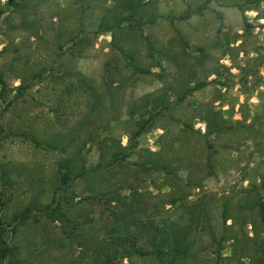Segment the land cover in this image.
<instances>
[{
  "label": "rangeland",
  "instance_id": "obj_1",
  "mask_svg": "<svg viewBox=\"0 0 264 264\" xmlns=\"http://www.w3.org/2000/svg\"><path fill=\"white\" fill-rule=\"evenodd\" d=\"M206 1L156 0L162 15L145 33L158 50L174 56L173 62L162 60L163 79L150 59L146 73H134L112 36L93 32L112 0L37 1L24 13L0 19V192L6 203L0 217L5 241L17 246L14 264H69L83 255L80 244L64 239L66 223L48 221L40 210L60 186L57 202L73 208L77 220L86 222L83 230L98 240H109L105 224L112 210H124L132 195L139 200L134 220L161 226L173 220L186 225L197 202L205 203L221 244L199 226L192 255L181 264H251L246 252L264 259V2L244 15L235 6L242 0ZM24 18L29 27L22 25ZM81 28L92 41L74 45ZM142 39L127 31L117 35L147 56ZM78 72L95 94L80 88ZM198 82L206 83L169 118H158L131 156L62 184L61 157L75 155L89 169L108 153L101 141L113 149L132 144L143 111L132 116L128 110L141 96L166 86L178 89L176 98ZM27 83L29 88L18 89ZM204 118L221 128L209 134ZM158 162H169L172 171L157 170ZM115 190L120 201L111 203ZM172 197L178 199L174 205ZM28 204L38 219L19 225L16 212ZM137 246L144 247L145 239ZM121 264L161 263L134 254Z\"/></svg>",
  "mask_w": 264,
  "mask_h": 264
},
{
  "label": "trees",
  "instance_id": "obj_2",
  "mask_svg": "<svg viewBox=\"0 0 264 264\" xmlns=\"http://www.w3.org/2000/svg\"><path fill=\"white\" fill-rule=\"evenodd\" d=\"M37 1L41 3L44 0H7L3 4L0 3V19L6 18L5 15L7 14L24 13L29 5ZM263 2L264 0H242L236 2L235 6L245 15L247 10L257 9ZM206 3L198 8L197 13L203 12L207 6ZM157 5L158 3L156 0H112L111 4L107 6L104 13L101 15L98 27L93 32L95 34L111 32L113 35L112 45L119 50L121 56L125 58L126 64L134 73H146L147 70H144L145 68L140 64L141 57L137 50L131 46L122 45L117 40V34L122 31H127L128 33H134L135 36L137 35L145 38L147 56L152 60L154 66L161 68V71L155 72V75H157L159 79H163V72L166 71V67L162 64V60H170L173 62L175 61L174 56H171L170 52L167 50H158L149 37L144 35V27L147 24L154 23L161 15L156 12ZM188 16L189 14L182 18H187ZM27 21V19H23L22 25L24 27H29ZM245 24L246 31L249 32L252 26L248 21H246ZM82 32H85V29H80V32L75 38L74 45H77L78 42L85 41V37L87 36H83L81 34ZM76 76L80 78V88L84 91L92 90L94 93V87L87 82V76L81 72H78ZM0 80L4 83L2 75H0ZM205 83L206 82H198L195 86L187 88L185 93L181 94L175 102L172 100V88L169 89L166 86H162L158 91H152L141 96L128 110L129 114L132 116L135 115L138 110L143 111L142 120L138 128L132 134V144L130 146H123L120 142L118 143V147L113 149L106 141H101V145H104L102 149L108 151V155L103 152L100 161L89 169L86 168L85 164L80 161V158L78 159L75 155L61 157L59 166L62 172V184L69 183L70 179L89 175L94 176L102 168L110 167L111 164L120 162L122 159L131 156L134 148L139 144V137L157 127L158 124L156 120L158 118H169L172 115V110L176 108L177 104H179L191 91L204 86ZM29 87L30 84L27 83L19 86L18 89L22 90ZM94 107L96 109V104ZM97 107V109L100 110L101 104ZM204 120L207 123L209 134L221 128V126L214 127L208 118H204ZM213 120V122H216L215 119ZM65 149L66 145L63 146V151ZM149 151L153 155L159 154V152L156 151ZM105 159H110V161L105 162ZM159 162L155 164L157 170L172 171V164L169 162H162V164H160ZM145 165L148 166L149 163L145 162ZM61 187L62 186L56 190L52 202L46 204L40 210L48 221H62L66 223V227L62 230L64 239L68 240L70 245L78 243L83 247V255L80 258L70 260L69 264H79L81 261L82 264H84L89 259L92 264H121L122 261L134 254H139L141 256L153 255L161 264H181L192 255L193 247L196 243V237L192 235L195 228L202 226L209 230L214 240H217L214 228L211 224V216L205 203H194L195 209L189 212L190 222L186 225L173 220V222L168 225L161 226L146 224L145 222L138 223L134 220L135 214L139 208V200L137 199L138 202L136 201L135 195H132L129 201L124 202L125 208L121 212L112 210L113 219L105 224V229L109 234V240H107V238L98 240L95 234H89L86 232L87 230H83L86 222L77 220L76 212L73 208L67 210L62 207L60 202H57L56 197L60 194ZM116 193L117 191L115 190V193L110 198L111 203L115 200L120 201L119 195ZM135 193L141 195L142 192L140 188H137ZM1 199L0 192V211L5 210L6 207V203ZM170 201L171 205H174L177 203L178 199L172 197ZM76 211L78 212L79 210L76 209ZM260 212L261 218L264 220L263 202L260 204ZM33 218L38 219L34 213V207L28 204L16 212L14 219H18L19 225H23ZM225 218L228 219L229 217L225 216ZM5 231L6 226H4L0 217V264H14L16 258L13 257V255H15L17 246H11L5 241ZM139 238L145 239L144 247L137 246V240ZM217 242L219 245L221 244V240H217ZM251 242H253L251 244L252 246L259 243L257 239L253 237L251 238ZM10 255L13 258L7 262L6 259ZM244 255L250 257L251 264H264L263 255L254 257V255L248 252ZM76 259H80L78 263Z\"/></svg>",
  "mask_w": 264,
  "mask_h": 264
},
{
  "label": "crops",
  "instance_id": "obj_3",
  "mask_svg": "<svg viewBox=\"0 0 264 264\" xmlns=\"http://www.w3.org/2000/svg\"><path fill=\"white\" fill-rule=\"evenodd\" d=\"M202 13H203V12H201V13H199V14H202ZM161 15H162V14H161ZM189 16H190V15H189ZM189 16H188L187 18H189ZM160 17H161V16H160ZM160 17H158V19H157L154 23L147 24V25L144 27V35H145V36L148 37V35L145 33V29H146V27L149 26V25H153V24H155V23L160 19ZM187 18H181V19H187ZM78 32H79V30H78ZM78 32H77V33H78ZM119 33H122V32H119ZM81 34H82L83 36H87V31H86V32H82ZM103 34H110V35L112 36V40H113V35H112L111 32H107V33H103ZM117 35H118V34H117ZM136 37H137L138 40H141V42H142V40H143V39H142V38H143L142 36L139 37V36L136 35ZM149 39H150V38H149ZM150 40H151V39H150ZM91 41H92V40H89L87 37H85V41H84V42H78L77 44H89V43H91ZM122 45H124V44H122ZM140 57H141L140 64H141L142 67L144 68V67H146V66H145V63H148V61H149L150 58H149L148 56H143L142 54H140ZM150 60H151V59H150ZM151 63H152V60H151ZM146 65L148 66L149 64H146ZM153 68H154V64L151 66V69H153ZM187 77L190 78L189 75H188ZM190 87H191V86H190ZM203 87H204V86L199 87V88H197V89H194V90L191 91V92H194V91H196V90H199V89H201V88H203ZM188 88H189V87H188ZM186 90H187V88H186ZM186 90H185V91H186ZM172 91H173V93H172V100L175 102V101H176L175 99H178L179 96H180L181 94H180L179 96L176 95V98H174V95H175V93L177 94L178 89H172ZM191 92H190L188 95H191ZM178 93H179V91H178ZM184 93H185V92H184ZM184 93H182V94H184ZM188 95H187V96H188ZM187 96H186V97H187ZM186 97H185V98H186ZM185 98H184V99H185ZM184 99H183L182 101H184ZM204 121H205V120H204Z\"/></svg>",
  "mask_w": 264,
  "mask_h": 264
}]
</instances>
